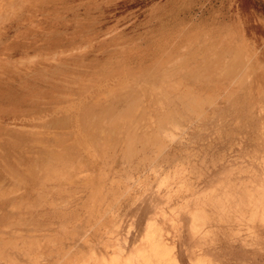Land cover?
<instances>
[{"label": "rangeland", "instance_id": "374dc122", "mask_svg": "<svg viewBox=\"0 0 264 264\" xmlns=\"http://www.w3.org/2000/svg\"><path fill=\"white\" fill-rule=\"evenodd\" d=\"M0 264H264V0H0Z\"/></svg>", "mask_w": 264, "mask_h": 264}]
</instances>
